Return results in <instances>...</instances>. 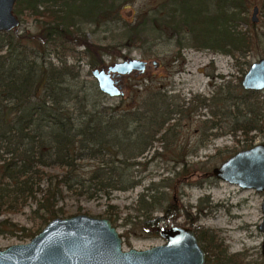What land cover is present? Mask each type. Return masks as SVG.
Masks as SVG:
<instances>
[{"label": "trees", "instance_id": "obj_1", "mask_svg": "<svg viewBox=\"0 0 264 264\" xmlns=\"http://www.w3.org/2000/svg\"><path fill=\"white\" fill-rule=\"evenodd\" d=\"M259 5L264 17V0ZM116 6L114 0H16L13 12L19 21L32 16L39 28L33 34L0 31V215L33 204L31 218L41 227L54 217H65L68 193L110 200L113 191L139 184L141 178L132 170L143 163L134 159L154 141L169 155L173 168L180 167L176 173L187 175L186 149L178 141L179 120L190 119L200 106L214 107L210 118L201 121L202 137L225 133L218 131L221 117L232 119L229 131L241 133L245 148L253 143L250 132L263 130L264 117L252 99L256 92L241 84L235 87L237 98L227 85L220 86L221 95L194 96L190 106L176 105L160 90L162 84L145 92L135 88L117 102H108L109 97L75 69V48L83 47L76 59L87 58L91 68L104 65L107 46L88 43L78 25L109 22L117 18ZM248 8V0H160L146 11V18L124 25L128 42L154 46L164 37L175 43L178 55L182 41L190 40L194 48L228 55L237 63L264 38L254 26L246 27ZM69 56H74L72 64H67ZM79 83L82 90L75 91L72 86ZM212 129L217 131L207 134ZM154 189L151 183L138 196L136 210L144 212L143 226L158 233V224L170 226L168 221L175 219L179 208L173 200L161 205L163 194L152 193ZM155 205L161 216L148 220ZM24 230L9 219L0 221V233ZM195 233L206 255L204 264H245L241 254L228 252L216 233L207 229Z\"/></svg>", "mask_w": 264, "mask_h": 264}, {"label": "rangeland", "instance_id": "obj_2", "mask_svg": "<svg viewBox=\"0 0 264 264\" xmlns=\"http://www.w3.org/2000/svg\"><path fill=\"white\" fill-rule=\"evenodd\" d=\"M159 1L114 0L118 7L117 18L109 22L101 19L98 24L84 22L78 25L79 33L84 34L88 43L107 46L102 55L104 65L111 66L126 58H138L148 62L143 74L124 76L122 97H126L135 88L145 92L150 88L158 90V84H162L163 87L160 90L170 95L176 105L185 102H188L186 106L192 103L194 105V98H196L194 96L211 97L215 95L218 87L224 88L226 85L231 89L233 93L231 95H234L233 91H235L234 97L237 98L235 87L240 84L249 65L264 58V38L259 46L252 49L245 57H240L237 63L233 57L228 55L208 49L194 48L190 40L182 41L183 45L178 55L175 43L167 42L164 37L157 38L154 46H150L149 43L141 45L137 41L128 42L127 27L124 23L129 22L133 25L141 21L146 11L159 4ZM248 2L246 27L251 29L254 26L259 33H264V17L259 5L261 0H248ZM255 4L259 6L258 22L252 23L250 16L252 6ZM38 28L39 25L35 18L27 16L20 22L17 29L18 33L27 30L33 34ZM82 48V46L75 48V69L79 68L82 78L91 79L95 85L93 77L86 76L87 72L94 69L88 64L89 60L87 58L76 59ZM73 58L74 56H69L67 64H72ZM152 60H157L160 66L154 67L151 64ZM51 61L54 64L58 62L56 57H52ZM81 85L82 83L74 84L72 88L75 91L82 90ZM255 92L252 99L257 102L259 113L264 117V89ZM242 93L239 91V94ZM218 95H221V92ZM119 97L121 96L109 97L107 101L117 102ZM213 108L212 106L197 107L190 119L181 118L179 120L181 126L178 141L186 149L185 161L189 172L187 175L176 173L181 171L180 167L173 168L172 162L168 161L169 155L161 152L159 142L154 141L144 154L134 159L136 162L143 163L132 170L138 179L141 178L138 185L125 191H113L110 200L104 196L87 198L82 195L72 196L68 193L64 200L65 216L86 213L109 218L121 234L122 246L125 250L129 248L146 249L162 244L164 239L158 233L148 231L143 226L144 212L136 210L138 196L153 183L155 189L152 193L163 194L161 205L164 206L173 200L174 205L179 208L178 215L174 220L168 221V224L189 226L194 230H210L222 240L229 253L241 254L245 264H264V258L261 255L264 234L258 229V224L263 217L261 211L263 193L254 189H241L236 184L216 179L210 175L214 166L237 151L245 149V141L241 133L232 134L229 131L232 125L230 117L218 118L222 127L218 131H225L224 134L216 137H202L201 121L210 118V109ZM228 109L234 110L233 107H228ZM239 109L243 108L240 106ZM262 128V131L250 132L249 135L253 138L252 144L264 143V121ZM216 131L212 129L207 131V134ZM155 152H160L161 155ZM108 203L114 205L113 208H108ZM155 206L148 220L161 216L160 206ZM33 207V204L28 203L18 212L0 215V221L9 219L25 229L23 233H0V249L12 244L26 243L41 230L44 225L37 227L38 221L31 218L30 212ZM158 225L163 226L161 223Z\"/></svg>", "mask_w": 264, "mask_h": 264}, {"label": "water", "instance_id": "obj_3", "mask_svg": "<svg viewBox=\"0 0 264 264\" xmlns=\"http://www.w3.org/2000/svg\"><path fill=\"white\" fill-rule=\"evenodd\" d=\"M16 0H0V31L20 25L13 8ZM259 6L253 5L250 20L258 22ZM147 61L126 58L111 66L94 68L91 76L107 97L124 94V76L143 74ZM157 60L151 64L156 67ZM118 77V78H117ZM245 90L264 89V58L252 62L240 81ZM216 179L236 184L241 189L263 193V217L258 229L264 234V143H254L237 151L211 169ZM164 243L146 249H123V239L109 218L86 213L54 217L26 243L0 249V264H204L205 252L195 230L189 226H160ZM264 258V238L261 243Z\"/></svg>", "mask_w": 264, "mask_h": 264}, {"label": "flooded vegetation", "instance_id": "obj_4", "mask_svg": "<svg viewBox=\"0 0 264 264\" xmlns=\"http://www.w3.org/2000/svg\"><path fill=\"white\" fill-rule=\"evenodd\" d=\"M147 66H148V63H147ZM159 66H160V64L158 63V65L156 66V68L159 67Z\"/></svg>", "mask_w": 264, "mask_h": 264}]
</instances>
